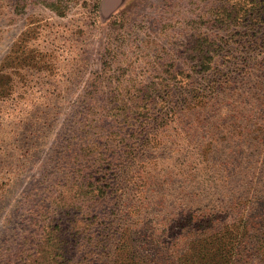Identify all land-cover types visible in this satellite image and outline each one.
<instances>
[{
	"label": "rangeland",
	"instance_id": "rangeland-1",
	"mask_svg": "<svg viewBox=\"0 0 264 264\" xmlns=\"http://www.w3.org/2000/svg\"><path fill=\"white\" fill-rule=\"evenodd\" d=\"M51 1L67 7L57 13L44 0H30L24 10L18 0H0V258L6 264H21L22 234L36 231L31 210L42 200L47 206L44 189L57 158L73 155L69 143L78 150L84 137L91 147L97 142L99 134L80 131L89 92L100 87L94 100L105 104L120 84H190L167 73L191 65L192 21L211 0ZM225 74L229 84L205 93L197 115L188 120L186 110L170 105L159 141L137 148L134 171L142 177L132 195L167 200L150 219H169L180 211L174 201L187 194L219 196L216 187L232 170H252L255 181L264 180V81ZM103 114L94 116L108 128Z\"/></svg>",
	"mask_w": 264,
	"mask_h": 264
},
{
	"label": "trees",
	"instance_id": "trees-1",
	"mask_svg": "<svg viewBox=\"0 0 264 264\" xmlns=\"http://www.w3.org/2000/svg\"><path fill=\"white\" fill-rule=\"evenodd\" d=\"M43 3L57 13L67 7ZM29 4L18 0L17 7ZM192 24L196 32L186 57L191 65L167 73L190 84H120L107 104L94 100L100 87L89 92L87 123L80 131L99 134L97 142L91 147L84 137L78 150L67 146L73 155L57 158L44 189L47 206L42 200L31 210L36 231L22 234L21 264H264V180L255 181L252 170H232L216 187L219 196L177 198L180 211L163 221L150 218L165 198L131 193L142 177L141 170L134 171L137 148L159 141L170 105L181 106L191 120L205 93L229 84L227 71L264 81V0H211ZM95 111H103L112 125L100 124ZM0 264L6 263L0 258Z\"/></svg>",
	"mask_w": 264,
	"mask_h": 264
}]
</instances>
